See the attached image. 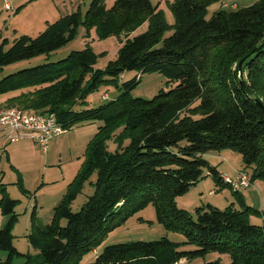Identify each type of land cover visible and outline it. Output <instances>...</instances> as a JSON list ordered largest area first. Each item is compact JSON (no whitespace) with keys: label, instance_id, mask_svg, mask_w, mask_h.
<instances>
[{"label":"trees","instance_id":"trees-1","mask_svg":"<svg viewBox=\"0 0 264 264\" xmlns=\"http://www.w3.org/2000/svg\"><path fill=\"white\" fill-rule=\"evenodd\" d=\"M223 1L174 0L170 8L175 22L170 24L152 0H115L110 7L107 0H93L84 23L96 27L100 38L130 34L146 22L148 30L128 35L104 68L97 67L99 54L87 46L0 79V95L20 90L0 109L53 114L66 129L79 121H103L50 223L40 225L34 208L28 239L36 254H26L24 264H78L111 230L149 204L167 229L185 233L184 243L198 248L182 249L166 236L116 243L88 264H176L210 251L229 254L231 264H264V222L251 221L264 212L247 204L241 191L204 157L210 151H237L251 169V182L264 180V46L240 68L242 59L264 43V0L221 7L207 18L208 7ZM82 21L75 12L47 23L37 36L21 35L8 47L4 40L0 68L62 48L74 39ZM134 70L139 71L136 76L124 79L126 71ZM153 72L175 86L150 99L134 96L143 73ZM109 83L120 89L116 97L108 100L104 94L106 102L82 108L91 93ZM208 175L217 185L230 187L239 206L208 204L194 213L178 206L177 197ZM88 181L94 192L74 211L73 203ZM0 186V209L7 217L0 229V249L8 251L7 263L12 264L14 256L23 255L12 233L19 200Z\"/></svg>","mask_w":264,"mask_h":264},{"label":"rangeland","instance_id":"rangeland-1","mask_svg":"<svg viewBox=\"0 0 264 264\" xmlns=\"http://www.w3.org/2000/svg\"><path fill=\"white\" fill-rule=\"evenodd\" d=\"M93 0H14L13 9L5 8L4 0H0V44L8 40L7 47L12 45L14 40L21 35L37 36L47 27V23L54 22L57 19L75 12L82 16V23L77 28L76 35L72 41L62 48L49 54L40 55L32 59L21 60L0 68V79L11 73L17 72L27 67H33L42 63L58 61L67 57L72 51L80 50L85 47H91L97 54L99 60L97 67L104 68L110 60L117 57L118 50L123 41L128 37H134L148 30L149 23L142 24L135 31L129 33H119L108 38H100L96 27L89 28L84 23V18L90 4ZM115 0H107L110 7ZM174 0H152L154 4H160L164 11L167 21L170 24L175 22L174 15L170 8ZM259 0H224L215 2L208 7L207 18L221 7L236 8L249 6ZM172 30L166 32L169 36ZM139 71H126L124 79L128 80L136 76ZM175 86V83L159 72L143 73L142 79L133 90L134 96L150 99L160 90H169ZM20 90L11 91L0 95V106L5 104L6 100L19 94ZM120 89L112 83L102 84L96 91L88 96L85 107H97L106 102L104 94H108V100L116 97ZM3 109V108H2ZM102 120L79 121L70 129L60 135L52 137L48 143V150L43 151L40 144L32 137L21 138L16 142L8 141L4 136L0 140V182L4 184L10 197L19 200L16 207L18 220L12 230L14 236V245L23 255H16L12 264H24L27 260L26 254L34 256L35 249L30 245L28 235L31 232V216L36 207L38 223L46 225L50 223L54 208L60 203L67 192L70 183L76 178L86 157L88 143L99 130ZM0 126V130H2ZM5 131V129H3ZM2 130V131H3ZM3 131V132H4ZM6 132V131H5ZM4 134V133H3ZM110 147L116 145L109 142ZM212 166H215L221 172L228 169L229 178L236 180L233 168L250 173L242 155L231 149L221 151H210L204 156ZM96 174L91 178L95 181ZM90 180V181H91ZM88 181L84 185L82 192L73 203V210L78 211L93 194L94 186ZM200 185H193L184 195L177 197L178 206L187 207L194 213L195 209L208 204L215 205L220 209H225L232 203L238 205L237 197L230 187H221L216 184L212 176H207L200 180ZM232 186V185H231ZM0 186V198L2 196ZM250 188H253L251 186ZM254 189L260 199L264 201V180L257 179ZM215 190L214 194H210ZM248 190L246 188L241 189ZM244 193H246L244 191ZM248 204H250V199ZM263 209V207H262ZM253 223L261 224V217L251 216ZM7 217L0 209V229L5 226ZM66 221H63L65 224ZM168 237L172 241L181 244L185 250H193L198 247L186 242L187 236L181 231L169 230L163 225L157 216L156 208L149 204L144 209L136 212L124 223L111 230L96 248L86 252L78 264H88L95 261L97 252H100L108 245L124 243L131 241H156L163 237ZM8 251L0 249V264H8ZM219 260L224 264H231L230 255L210 251L204 256L185 259L177 264H208L209 262Z\"/></svg>","mask_w":264,"mask_h":264},{"label":"built area","instance_id":"built-area-1","mask_svg":"<svg viewBox=\"0 0 264 264\" xmlns=\"http://www.w3.org/2000/svg\"><path fill=\"white\" fill-rule=\"evenodd\" d=\"M13 2L14 0H4L5 8L13 9ZM0 126L7 131L9 141L16 142L21 138L32 137L40 144L43 151L48 150V143L52 137L66 131V128L58 122L55 115L41 114L19 107L0 109ZM224 179L235 190L252 186L250 175L245 171H241L236 180L229 178V176H224ZM214 193L215 190L210 191V194Z\"/></svg>","mask_w":264,"mask_h":264},{"label":"crops","instance_id":"crops-1","mask_svg":"<svg viewBox=\"0 0 264 264\" xmlns=\"http://www.w3.org/2000/svg\"><path fill=\"white\" fill-rule=\"evenodd\" d=\"M226 1H228V0H226ZM3 130V129H2ZM2 130H0V140L2 139V137L4 136V138H6L7 140H8V137H7V131L5 132L4 130V132L2 131ZM4 133V134H3ZM9 141V140H8ZM220 171V170H219ZM233 171H234V173H235V176H236V178L238 177V175H239V173L242 171V170H239V169H236V168H233ZM221 172V171H220ZM229 174V172H228V169H224L223 170V172H221V175L223 176V179H224V176H229L228 175ZM198 185H200V182H198L197 184H196V187H198ZM254 185H255V182L254 183H252V186H253V188H246V189H248L247 191L246 190H240L241 191V193L243 194V196H244V198H245V200H246V203L248 204V199L247 198H249L250 199V204L249 205H251V206H254L255 208H257V209H259V210H261L262 212H264V201L262 200V199H260L259 197H258V195H257V193H256V190L254 189ZM244 191L246 192V193H244ZM182 208H185V209H188L187 207H184V206H181ZM262 207H263V209H262ZM255 217H257V216H255ZM262 218V220H263V222H264V217H261ZM97 249H95V251H96ZM100 252V250L98 251V253ZM183 260H185V259H182L181 261H183ZM178 263V262H177Z\"/></svg>","mask_w":264,"mask_h":264},{"label":"water","instance_id":"water-1","mask_svg":"<svg viewBox=\"0 0 264 264\" xmlns=\"http://www.w3.org/2000/svg\"><path fill=\"white\" fill-rule=\"evenodd\" d=\"M263 46H264V43L260 44V45H259L257 48H255L250 54H248L245 58H243L242 61L240 62V68H242V64H243L244 60H245L247 57H249V56H251L252 54H254L257 50H259V49L262 48ZM257 102H258L261 106H263V104L261 103L260 100H257ZM263 107H264V106H263Z\"/></svg>","mask_w":264,"mask_h":264}]
</instances>
